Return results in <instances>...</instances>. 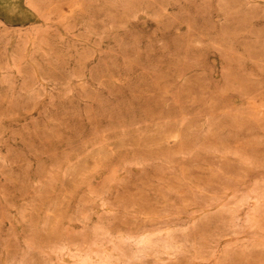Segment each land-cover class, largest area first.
<instances>
[{
	"label": "rangeland",
	"instance_id": "obj_1",
	"mask_svg": "<svg viewBox=\"0 0 264 264\" xmlns=\"http://www.w3.org/2000/svg\"><path fill=\"white\" fill-rule=\"evenodd\" d=\"M0 264H264V0H0Z\"/></svg>",
	"mask_w": 264,
	"mask_h": 264
}]
</instances>
